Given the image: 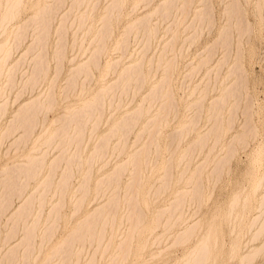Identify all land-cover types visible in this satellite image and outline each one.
<instances>
[{"label": "bare ground", "instance_id": "6f19581e", "mask_svg": "<svg viewBox=\"0 0 264 264\" xmlns=\"http://www.w3.org/2000/svg\"><path fill=\"white\" fill-rule=\"evenodd\" d=\"M153 2L0 0V264H261L264 0H220L183 98L214 6Z\"/></svg>", "mask_w": 264, "mask_h": 264}, {"label": "rangeland", "instance_id": "374dc122", "mask_svg": "<svg viewBox=\"0 0 264 264\" xmlns=\"http://www.w3.org/2000/svg\"><path fill=\"white\" fill-rule=\"evenodd\" d=\"M29 1H30V4L26 5L24 8H21V10L19 11V13L17 15V21L25 20L33 12L31 3L32 2L33 3L37 2L38 0H29ZM156 1L157 0H154L153 3H155ZM212 3H213V6H214V13H215V26H214V28L211 31L210 30H205L203 32L202 36L199 38L200 40H198V42L196 44L188 46L185 54L182 57H180V59H179V68H178V71L176 73V79L177 80H176L175 87H174V93H175L177 98H183L185 96V92L179 86H180V80H181V78H182V76L184 74V65H185L186 60L188 58L196 59L198 53L202 50V48L207 43H209L215 37L216 32L218 31V29L220 28V26L223 23V20L221 19L222 4H221L220 0H212ZM145 10H146V8H144L143 6H140L138 8V10H137V13L141 14ZM249 17L252 18V15L250 13H249ZM263 18H264V16H263ZM126 20H127V18L125 17L121 22H117V31H121L122 30L123 25L126 22ZM263 23H264V20H263ZM208 32H210V33H208ZM262 43L263 44H261V42L257 41V40L253 43V49H254L253 51H256V52H253L254 54L252 53L251 55L247 56L246 65H247V67L249 66L248 67L249 69L251 68L250 69L251 71L253 70L255 72L254 73L252 71L253 77L256 75L254 77L255 80L257 81L256 82V88H255V94L257 95L256 96L257 100H258L257 103L259 102V103L262 104V107L260 108L262 111L260 110V112H261V118L263 117V120H264V110H263L264 109V106H263L264 105V57H263V50H261L263 45H264V38L262 40ZM18 54H19V52L15 56H17ZM117 56H118L117 52L112 51L109 54L108 58L110 60H113ZM196 75H197V77H196ZM196 75L194 77V82H198L201 79V77L203 76V72H200L199 74H196ZM257 103L253 104L252 108H253V112L255 111L254 115H253L254 116V121H255V123L258 124L259 122H258V118H257V115H256V110L258 109V104ZM255 105H257V106H255ZM49 118H52V114L49 116ZM239 119H240L239 122H241L243 120V117L240 116ZM168 128L169 127H167V129ZM263 133H264V131L261 130L260 134L263 135ZM262 135H260L259 138L262 137ZM257 141H259V140H256L255 142H257ZM255 142L254 143H250V146H249L250 149L253 147V145H255ZM249 148L247 150H240L237 153L236 159L233 161V164H232V173L228 174V175L225 174L222 177V180L219 183L220 186L218 185L216 190L214 191L213 202L224 199L226 194L230 190L232 184L235 182L236 178L239 179L238 174H239L240 170L246 165V160H247V156H248L247 154L249 153V150H250ZM0 161H1V159H0ZM229 176H230V178H229ZM224 241L228 245V243H229L228 238H225ZM181 251H182L181 248H177L175 250V254L176 255H180ZM260 263L264 264V258L261 257Z\"/></svg>", "mask_w": 264, "mask_h": 264}]
</instances>
